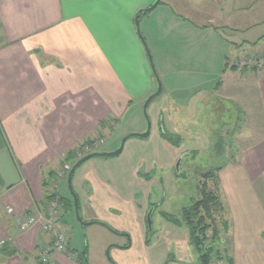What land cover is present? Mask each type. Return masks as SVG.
Masks as SVG:
<instances>
[{
  "label": "crops",
  "instance_id": "obj_1",
  "mask_svg": "<svg viewBox=\"0 0 264 264\" xmlns=\"http://www.w3.org/2000/svg\"><path fill=\"white\" fill-rule=\"evenodd\" d=\"M155 1L0 0V241H4L0 264H43L38 250L51 233L38 225L21 230L19 223L27 211L42 213L53 180L65 201L62 221L68 248L52 253L46 264H82L77 253L85 246L90 264L88 229L96 224L107 228L99 223L107 219L123 228L111 209L123 213L127 204L108 200L103 204L101 195L106 193H100L111 190L96 182L97 176L87 179L98 188L91 186L78 201L84 225L71 210L69 196L60 192L63 178H55L68 150L85 142L97 148L110 135L105 136V124L144 97L146 88L139 94L134 87L138 69L131 64L138 61L146 75L148 57L133 19ZM152 9V15L146 16L147 10L138 17L147 32L175 34L183 43L188 40L195 51L212 49L220 26L239 32L244 25L230 24L229 17L250 19L246 28L258 27V31L230 43L241 51L264 53V0H159ZM106 16L117 17V30L103 23ZM245 51L241 55L249 54ZM119 53H124L125 66L117 62ZM226 72H232V78L218 82L216 89L222 88L239 110L231 127L224 130L230 135L222 152L226 161L214 166L221 167L217 193L227 223L216 245L228 244L224 249L233 264H264V65ZM152 76L144 86H151ZM146 212L142 211L144 221ZM115 229L124 237L129 234ZM9 249L14 251L5 253Z\"/></svg>",
  "mask_w": 264,
  "mask_h": 264
},
{
  "label": "rangeland",
  "instance_id": "obj_2",
  "mask_svg": "<svg viewBox=\"0 0 264 264\" xmlns=\"http://www.w3.org/2000/svg\"><path fill=\"white\" fill-rule=\"evenodd\" d=\"M152 10H148L146 16L152 15ZM133 22L135 23V18ZM228 22L244 26L239 32H233L230 27L219 25L213 37L212 49L195 51L188 44V40L183 43L182 37L178 38L175 34L161 36L154 30L147 32L139 20L140 32L162 88L147 104L145 116L144 102L157 90V81L153 75L151 86H144L149 81L147 77L152 75L149 61L147 60L146 75L145 69L138 65V61H134L131 65L138 69L134 87L139 94L146 88L142 95L144 97L135 101L123 116L115 117L117 120H111V124H105V136L109 133L110 135L102 138L97 150L117 149L124 136L145 131L148 121L149 134L129 136L119 153L92 156L83 161L72 174L71 188L78 201L83 200V195L88 194L91 186L98 188L92 184V180L87 179L93 175L99 179L96 182H102L104 188L111 190L100 193H106L101 195L103 204L108 200L111 204L126 203L128 207L123 213L111 209L117 214L118 219L115 218V221L123 228L116 227V223L107 219L106 222L99 221L107 228L96 224L95 228H91L92 232L88 229L92 254L90 264H199V254L189 242L187 228L184 224L174 223L163 212L180 219L183 207L190 205L200 195L202 173L226 161L222 152L230 143V135L224 130L230 128L233 120L238 117L239 106L235 100L225 97L222 88L216 89L217 83H225L232 78V72H226L231 65L243 71L258 69V59L264 65V53H249L248 49L244 51L249 54L241 55L244 51L236 49L230 43L231 40L249 38L253 31H258V27L247 29L246 26L251 20L241 17L238 19L237 16L229 17ZM103 23L115 31L120 21L117 17L110 19L106 16ZM179 39L182 42L177 41ZM122 60L124 53H119L117 62L122 63ZM225 63L227 69L224 71ZM163 130L175 139L177 136V141L173 142L169 136H164ZM62 178L60 192L69 196L73 210L66 175ZM217 181L218 187L216 180L211 178L207 180V184L210 190L220 193V179ZM152 202L156 203V207L151 212V231H147L146 213ZM145 209L147 212L144 221L142 211ZM218 224L222 225L220 221ZM115 228L126 230L129 234L131 232L132 237L129 234L127 237L116 234ZM70 229L74 237V230L72 227ZM220 231H223L222 228ZM222 238L223 235L220 241ZM125 242H130V246L125 247ZM226 245L228 246L225 242L224 246H215L220 247L218 249L223 252ZM226 253L224 251L223 255ZM213 264L226 262L213 261Z\"/></svg>",
  "mask_w": 264,
  "mask_h": 264
},
{
  "label": "trees",
  "instance_id": "obj_3",
  "mask_svg": "<svg viewBox=\"0 0 264 264\" xmlns=\"http://www.w3.org/2000/svg\"><path fill=\"white\" fill-rule=\"evenodd\" d=\"M142 14L143 12H140L138 17ZM230 67L236 68L235 65H231ZM163 135L166 137L169 136L173 142L178 139L177 136L176 139L171 137L165 130H163ZM90 146V142H85L68 150L63 158V163L69 161L73 164L93 150L87 149ZM220 168V166H213L202 173L201 176L203 180L200 182V195L190 205L183 207L180 219L166 215L167 213L163 212V215L172 218L170 220L174 221V223L184 224L187 228L189 242L195 247L199 254V264H213V261L219 262L222 260H224L226 264H233V260L231 256L226 253V250H224L226 253L224 256V251L221 252V250L215 246V243L219 240L221 228L224 230V228L227 227V223L223 220L224 204L220 200L218 193L208 188L207 180L210 178L216 180V186L218 187L217 172ZM50 197L51 194L47 195L45 201L47 202ZM153 206H155V204ZM218 221L221 222V226L218 224ZM146 240L148 241L147 238ZM126 246H128V243L125 244V247ZM86 251L87 249L85 246L81 252L77 253V257H79L78 259L81 260L82 264H88Z\"/></svg>",
  "mask_w": 264,
  "mask_h": 264
},
{
  "label": "built area",
  "instance_id": "obj_4",
  "mask_svg": "<svg viewBox=\"0 0 264 264\" xmlns=\"http://www.w3.org/2000/svg\"><path fill=\"white\" fill-rule=\"evenodd\" d=\"M262 62L258 59L256 62L257 64H255L258 68H261ZM68 169L69 165L64 163L57 171L56 178H61ZM63 207L64 201L57 194V182L54 181L51 197L47 200L42 213L36 214L27 211L20 219L19 228L21 230H24L31 225H38L41 231L51 233L50 240L42 244L38 250L39 260L43 264L49 262L50 255L52 253L66 251L68 248V236L64 230L62 221ZM8 211L11 212L12 208H9ZM3 242L4 241L1 240L0 244H3Z\"/></svg>",
  "mask_w": 264,
  "mask_h": 264
},
{
  "label": "water",
  "instance_id": "obj_5",
  "mask_svg": "<svg viewBox=\"0 0 264 264\" xmlns=\"http://www.w3.org/2000/svg\"><path fill=\"white\" fill-rule=\"evenodd\" d=\"M159 0H156L152 5H150L148 8H145V9H141L139 12H144V11H147V10H150L152 9L157 3H158ZM135 29H136V32H137V35L142 43V45L144 46V49H145V52H146V55L148 57V61H149V64H150V67H151V71H152V74L154 75L156 81H157V90L152 93L151 95H149V97L146 99V101L144 102V105H143V110H144V113H145V116H147L146 114V106L147 104L150 102V100L154 97V95L160 93L161 91V81L159 79V76L155 70V68L153 67V64H152V61H151V56H150V53L146 47V44H145V41H144V38L142 37V34L140 32V28H139V18H138V14L135 16ZM149 131H150V123L149 121L147 122V128L145 131L141 132V133H135V134H129V135H126L122 138L121 140V143L119 145V147L113 151H93V152H90L86 155H84L83 157H81L80 159H78L77 161H75L73 163V165L71 166V168L69 169L68 171V174H67V185L71 191V195H72V198H73V205H74V210H75V214H76V218L77 220L81 223V225H84L85 222L82 220V218L80 217L79 215V210H78V198H77V195L75 192H73L72 188H71V178H72V174L73 172L75 171V169L85 160H87L88 158L92 157V156H97V155H115L117 153H119L123 147V143L124 141L126 140V138H128L129 136L131 135H140V136H147L149 134ZM146 221H147V226H148V230L151 229V209H149V211L147 212L146 214ZM14 251V249H9L7 251H5V253L7 254H11L12 252Z\"/></svg>",
  "mask_w": 264,
  "mask_h": 264
},
{
  "label": "flooded vegetation",
  "instance_id": "obj_6",
  "mask_svg": "<svg viewBox=\"0 0 264 264\" xmlns=\"http://www.w3.org/2000/svg\"><path fill=\"white\" fill-rule=\"evenodd\" d=\"M150 204H151V207H150V208H151V212H152V210L156 207V203H153V202H152V203H150ZM154 204H155V206H153Z\"/></svg>",
  "mask_w": 264,
  "mask_h": 264
}]
</instances>
